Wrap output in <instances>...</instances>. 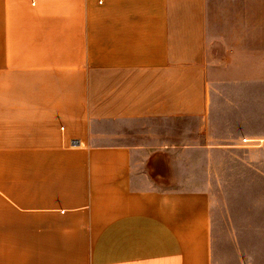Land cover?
<instances>
[{"label": "crops", "instance_id": "obj_1", "mask_svg": "<svg viewBox=\"0 0 264 264\" xmlns=\"http://www.w3.org/2000/svg\"><path fill=\"white\" fill-rule=\"evenodd\" d=\"M239 1L0 0V264H264V0Z\"/></svg>", "mask_w": 264, "mask_h": 264}, {"label": "rangeland", "instance_id": "obj_2", "mask_svg": "<svg viewBox=\"0 0 264 264\" xmlns=\"http://www.w3.org/2000/svg\"><path fill=\"white\" fill-rule=\"evenodd\" d=\"M236 5H238L239 8H236L240 12H243L250 16L252 23L254 22V18L258 13V2L257 0H240ZM251 156L258 158L260 156V152L253 151L250 153ZM237 156H244V153L240 151ZM257 168V164L255 165ZM236 169H230V173L233 174V176H230V207L237 208L239 204V200L241 199L237 195L232 194L231 190L237 189L240 187V184L242 183L240 180H238V176L236 172H242V166L238 165L235 166ZM258 178L256 177L255 180L252 181V184L248 186L249 189H257L258 188ZM254 197H250V203L252 204V200ZM225 199V198H221ZM231 224H236L233 221H230ZM231 234L234 232V235L236 237V242H240L239 244H242L246 240H251L250 236H252V233H256L255 230L249 229V228H230Z\"/></svg>", "mask_w": 264, "mask_h": 264}]
</instances>
